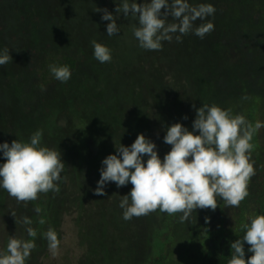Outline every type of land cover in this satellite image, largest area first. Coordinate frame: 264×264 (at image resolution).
Here are the masks:
<instances>
[{
  "label": "rangeland",
  "instance_id": "obj_1",
  "mask_svg": "<svg viewBox=\"0 0 264 264\" xmlns=\"http://www.w3.org/2000/svg\"><path fill=\"white\" fill-rule=\"evenodd\" d=\"M118 2L0 0V50L8 48L12 57L0 66V143L27 142L41 130V145L60 151L65 164L59 192L49 191L48 221L35 238L15 223L27 216L34 227L33 201L18 204L0 188V249L11 235L34 240L26 264H150L159 249L167 264H199L214 245L223 249L222 233L241 226L256 209L264 185V127L251 141L255 175L239 208H227L217 197L215 211L196 209L189 222L159 210L126 221L119 202L131 183L117 188L108 182L105 195L94 194L101 161L117 154L120 143L130 146L137 134L154 142L163 160L171 148L163 141L166 127L181 123L192 131L193 104L215 103L253 125L264 122V0H188L215 7L207 18L214 31L203 39L190 32L182 42L173 34L159 51L138 46L131 30L138 21L116 14ZM96 7L117 15V35H107L109 21ZM93 39L111 50V62L94 58ZM61 56L77 59L75 75L41 84V64ZM49 227L60 241L56 256L43 236Z\"/></svg>",
  "mask_w": 264,
  "mask_h": 264
},
{
  "label": "clouds",
  "instance_id": "obj_2",
  "mask_svg": "<svg viewBox=\"0 0 264 264\" xmlns=\"http://www.w3.org/2000/svg\"><path fill=\"white\" fill-rule=\"evenodd\" d=\"M215 11L210 3L192 5L188 0H144L143 3L119 0L115 8L116 14L123 13L125 19L131 17L138 21L131 25L132 34L140 48L153 51L162 50V42H171L176 33L177 42H182V36L190 32L203 39L214 31V24L207 18ZM94 12H102L101 19L109 21L106 25L108 36L120 32L117 15L106 8L96 7ZM198 20L202 22L199 25L196 24ZM90 44L97 61L111 62V50L107 46L95 39ZM9 62H12L9 49L0 50V66ZM49 71L62 83L71 78L67 65L50 64ZM41 89L44 90L43 85ZM192 107L196 113L192 131L181 123L166 127L163 141L171 148L163 160L157 153L156 144L143 134H137L130 146L120 143L115 148L117 154H109L101 161L95 195H105L108 182H114L117 188L132 185L130 192L121 196L119 202L124 220L159 210L168 215L179 214V221L185 223L190 221L196 209L215 211L219 206L217 197L223 200L225 207L239 208L249 195L248 184L255 175L251 141L264 127V122L258 120L253 125L244 115H233L231 109H222L215 103L202 104L199 108L193 104ZM41 137L42 131L37 130L27 142L14 139L11 144L0 143L5 161L0 164V188L18 204L26 206L37 200L40 193L60 190L58 181L65 167L61 152L42 146ZM35 211L39 212V209ZM11 215L15 218L14 211ZM205 221L208 222L207 217ZM15 223L27 226V235L36 237L29 217L15 219ZM240 227L244 235L231 243L232 254L227 264H264V215L255 211L248 213L246 222ZM43 236L52 255H58L60 241L55 230L49 227ZM245 242L251 253L247 260ZM35 247L34 240L11 235L6 249H0V264H26Z\"/></svg>",
  "mask_w": 264,
  "mask_h": 264
},
{
  "label": "trees",
  "instance_id": "obj_3",
  "mask_svg": "<svg viewBox=\"0 0 264 264\" xmlns=\"http://www.w3.org/2000/svg\"><path fill=\"white\" fill-rule=\"evenodd\" d=\"M67 65L71 71V77L75 75L78 69V61L77 59L73 58L72 56H61L60 58H50L44 60L41 66L38 69V78L41 84H54L59 82L54 78V76L49 71V65ZM49 201H50V194L48 193H40L38 199L33 201L35 209H39V212H36V218L34 221L33 229L38 234L41 229L44 227L45 223L48 221L49 215ZM256 209L255 212L258 215H264V185L259 186V191L257 193V197L255 199ZM2 207H0L1 209ZM40 221H44L41 223ZM244 232L241 230V227L238 226L233 230L228 232H224L221 234V243L223 249L220 246L214 245V247L206 253L200 260L199 264H227V260L230 259L232 254V249L230 247L231 243L234 242L236 239H242ZM249 245L245 242L244 249H245V259L251 255L248 252ZM150 264H167V260L165 258V252L163 249H159L158 254L152 260Z\"/></svg>",
  "mask_w": 264,
  "mask_h": 264
}]
</instances>
